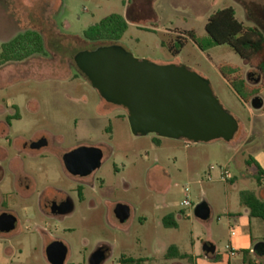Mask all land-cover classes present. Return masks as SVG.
<instances>
[{"label": "rangeland", "instance_id": "374dc122", "mask_svg": "<svg viewBox=\"0 0 264 264\" xmlns=\"http://www.w3.org/2000/svg\"><path fill=\"white\" fill-rule=\"evenodd\" d=\"M229 6L236 8L246 25L264 31V0H0V53L3 43L27 30L41 32L45 40L43 52L2 68L6 76L0 103L3 98L14 99L21 119H14L10 135L19 146L34 139L49 141L40 150L29 148L32 154L21 160L14 159L16 151L10 148V158L0 161V189L15 191L18 174L24 185L23 197L14 193L18 198L4 205L18 217L16 229L3 242V248L15 250L10 264H50L46 247L55 239L70 247L66 264H89L100 243L112 249L104 264H123L122 257L140 260L133 264H189L187 259L170 257L169 247L203 254L205 243L214 242L211 232L223 251L228 210H243L244 195L256 193L257 169L247 160L264 152V108L252 106L256 95L245 101L220 67H236L245 77L259 70L228 44L204 49L188 39L178 55L169 46L177 34L189 30L206 44L209 17ZM112 13L128 20L124 37L117 42L89 40L85 31ZM116 43L138 58L183 64L209 79L216 96L239 121L234 139L196 143L156 134L136 136L128 110L105 100L74 59L82 50ZM54 67L72 69L73 78L57 77ZM256 87L264 101V85ZM4 144L6 137L0 135V146ZM98 145L104 148L102 167L84 179L73 177L64 155L80 146ZM225 167L230 171L228 180L221 176ZM47 174L57 189L74 199L71 215L40 212L36 203L49 186ZM90 183L98 185L96 192ZM78 185H84L85 201L79 200ZM59 196V191H53V197ZM185 199L192 205H182ZM203 199L211 207L207 220L195 215ZM118 203L131 207L125 222L115 214ZM170 213L177 228L163 224Z\"/></svg>", "mask_w": 264, "mask_h": 264}, {"label": "water", "instance_id": "95a60500", "mask_svg": "<svg viewBox=\"0 0 264 264\" xmlns=\"http://www.w3.org/2000/svg\"><path fill=\"white\" fill-rule=\"evenodd\" d=\"M74 59L105 100L128 110L136 136L156 134L196 143L217 139L230 142L239 130L238 119L216 96L211 81L186 65L158 64L138 58L117 43L82 50ZM251 103L255 109L264 107L260 97L253 98ZM47 144V139L41 138L31 143V147L40 149ZM103 158L104 150L99 146H80L63 157L67 170L79 177L89 176L102 167ZM56 207L60 214L66 215L75 210L76 204L73 198H68ZM115 214L125 222L131 216V207L118 203ZM195 215L202 220L210 218L211 207L205 199L196 205ZM17 223L15 214H0L1 232L15 230ZM204 251L214 254L216 246L207 242ZM46 255L51 264H66L69 247L64 241L55 240L48 245ZM108 257L107 250L101 248L90 257V264H104Z\"/></svg>", "mask_w": 264, "mask_h": 264}, {"label": "trees", "instance_id": "16d2710c", "mask_svg": "<svg viewBox=\"0 0 264 264\" xmlns=\"http://www.w3.org/2000/svg\"><path fill=\"white\" fill-rule=\"evenodd\" d=\"M129 29V22L126 17L119 13H112L100 22L92 25L85 31V36L92 41L111 40L120 41ZM209 38L206 44L198 39L194 30L179 33L176 41L171 43L169 48L174 55L181 53L188 39L194 40L201 48L208 49L217 45H230L243 59L247 60L253 69L259 72H251L250 83H256L261 76V83L264 85V31L258 26L246 25L237 16L236 8L225 7L213 13L206 24ZM206 48H205V47ZM45 50V40L41 32L37 30H27L18 34L8 42L3 43L0 53V65L8 62L23 61L37 53ZM222 74L233 82L238 93L245 101L258 95L256 86H251L236 67L221 66ZM257 74V77H254ZM249 165L257 167V180L260 183L264 179V170L254 157L247 160ZM244 204L250 208L251 215L264 218V201L255 193L249 192L244 195ZM166 227H178L175 215L170 213L163 218ZM168 255L172 258L192 257L180 253L176 245H171ZM123 264H133L140 262L139 259L122 257Z\"/></svg>", "mask_w": 264, "mask_h": 264}, {"label": "crops", "instance_id": "0c3cea01", "mask_svg": "<svg viewBox=\"0 0 264 264\" xmlns=\"http://www.w3.org/2000/svg\"><path fill=\"white\" fill-rule=\"evenodd\" d=\"M3 66L4 64L0 65V86L4 85L2 79L5 78L6 76L5 73L2 71ZM54 68L55 71L58 70L55 73L60 74L57 77L60 76L59 78L61 79L73 78L71 74L72 69L65 71L58 67H54ZM243 78L248 81L247 77L243 76ZM248 83L251 86H257L261 82L258 84H252L248 81ZM18 107L19 106L17 105L16 101L12 98L8 100H5L3 98L2 102L0 103V135L6 137V144L0 146V161H4L10 158V148H13L16 151V156L14 157V159L21 160L23 156L32 154L31 152L28 151L29 148L32 150H40L48 146L49 144V141L46 138L48 141V144L46 146L40 149H33L31 147V143L37 141L38 139H34L30 141V144L29 142L25 143L23 146H19L18 141L15 142L13 140V138L10 135L14 125L13 121L15 118L17 121L21 120L20 114L19 112H17ZM251 157H254L264 170V152H259L256 156H251ZM1 168L2 165H0V169ZM46 178H47L46 182L48 183L49 186L46 189V191H44L45 197L47 198L53 197V191H62V192L65 191L64 189L61 190L57 189V187L52 184L53 179L50 178L48 174L46 175ZM233 180L234 179H232V181ZM256 181H257V185L255 189L256 192L255 194L264 201V179H262V181L259 183L256 175ZM14 184L16 185L15 191H5V190H1L2 188L0 189V214L3 212H10L17 216L16 212L7 210V208L4 207L7 200L18 198V197H14L13 195L14 193L17 194L19 197H23L24 195L23 194L24 185L22 183V176L20 174L17 175L16 179L14 180ZM91 188L93 192H96L98 190V185L95 183L92 185ZM41 193L38 196V199L36 198L37 199L36 204L38 205L40 212L46 216L48 214L43 212L40 204ZM82 194L83 197L86 198L85 189L82 190ZM18 203L19 201L17 202L16 200L15 205H19ZM227 214H228V218H227L228 229L226 232L225 245L223 251L218 250V246L215 240V235L213 232H211L210 237L215 242L212 243L216 246V252L214 254L208 255L205 253V251H203V254L199 252L198 253L195 252L191 254L188 252H182L178 248L180 253L192 257V262L189 258H184L188 260L189 264H264V218L252 216L250 208H248L246 205L243 206V210H239L237 212H231L228 210ZM233 231H235V234H232ZM7 234L8 233H4L0 231V264L12 263V257L15 254L14 247L12 250L3 248V242L8 241ZM228 245H231L233 248L236 249L235 255H231Z\"/></svg>", "mask_w": 264, "mask_h": 264}, {"label": "flooded vegetation", "instance_id": "af4514ba", "mask_svg": "<svg viewBox=\"0 0 264 264\" xmlns=\"http://www.w3.org/2000/svg\"><path fill=\"white\" fill-rule=\"evenodd\" d=\"M251 72L252 71H250L249 73H248V81H249V79H250V74H251ZM258 80H260V81H258ZM261 82V76L257 79V81H256V83H253V84H258V83H260ZM255 97H259L258 95H256ZM255 97H253V98H255ZM99 147H101L103 150H104V148H103V146L102 145H98ZM104 159V158H103ZM64 160V159H63ZM96 171V170H95ZM94 171V172H95ZM69 172V171H68ZM94 172H92L90 175H92ZM70 173V172H69ZM71 174V173H70ZM73 177H77V178H79V179H84V178H86V177H88V176H86V177H79V176H75V175H73V174H71ZM89 175V176H90ZM93 184H95V183H90L89 184V186H91L92 187V185ZM84 185H82V187L80 186V185H78V189H77V191H78V196H79V200H81V201H85L86 200V198H84L83 197V194H82V190L84 189V187H83ZM60 192V195H61V197L59 196V197H50V198H47V197H45V195H44V192H42L41 193V199H40V204H41V207H42V210H43V212H45V213H47V214H50L51 216H53V217H60V216H68V215H71L72 213H74V211L72 212V213H70V214H60L59 213V209L56 207L58 204H61V203H63V202H65L68 198H72L71 197V194L70 193H68L67 191H59ZM56 207V210L54 211V208ZM76 208V207H75ZM55 240H62V239H55ZM55 240H53V241H55ZM52 241V242H53ZM62 241H64V240H62ZM51 242V243H52ZM65 242V241H64ZM50 243V244H51ZM66 243V242H65ZM67 244V243H66ZM68 245V244H67ZM48 247V246H47ZM47 247H46V249H47ZM69 247V246H68ZM101 248H105L106 250H107V253H108V255L110 256V253L112 252V249H111V247L109 246V245H107V244H104V243H100L97 247H96V249H95V251L91 254V256L96 252V251H98L99 249H101ZM69 251H70V247H69ZM90 256V257H91ZM51 264V263H50ZM89 264H90V259H89Z\"/></svg>", "mask_w": 264, "mask_h": 264}, {"label": "built area", "instance_id": "2783aa9c", "mask_svg": "<svg viewBox=\"0 0 264 264\" xmlns=\"http://www.w3.org/2000/svg\"><path fill=\"white\" fill-rule=\"evenodd\" d=\"M212 169H214V167H212ZM229 174H230V171H229L228 167H225V168L222 169L221 176H222L223 180H228ZM186 191L188 192L189 188H187ZM182 205L191 206L192 202L189 199H185L182 202ZM232 234H235V231H233ZM228 248L230 250L231 255H235L236 254V249L235 248H233L231 245H228Z\"/></svg>", "mask_w": 264, "mask_h": 264}]
</instances>
